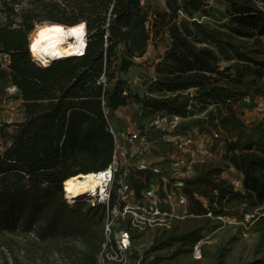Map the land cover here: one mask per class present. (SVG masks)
Listing matches in <instances>:
<instances>
[{
	"label": "trees",
	"instance_id": "obj_1",
	"mask_svg": "<svg viewBox=\"0 0 264 264\" xmlns=\"http://www.w3.org/2000/svg\"><path fill=\"white\" fill-rule=\"evenodd\" d=\"M38 1L39 10L48 11L46 24L65 28L84 24L87 49L83 58L40 69L28 54L27 37L34 31V12L22 13L20 24L0 26V76H7L16 90L24 117L10 147L0 153V214L52 212L57 218L67 210L63 193L66 182L110 167L114 148L108 121L119 110L136 106L152 115L184 118L192 103L218 113V123L211 128L221 132L223 147L230 155L227 161L242 175L244 192L237 193L222 181L224 169H208L184 181L192 212L197 217L208 215L195 196L208 202L215 219L226 217L228 208L244 203L253 210L264 207V124L247 128L234 110L246 97L264 93V85L257 87L264 79V0L227 1V34L195 22L192 26L197 37L193 43L185 20L209 17L205 8L210 0H166L167 12L153 11L148 2L141 7L140 0ZM3 6L7 18L18 19L13 2ZM162 34H168L171 47L157 65L158 79L148 90L149 96L162 97L141 98L115 78L114 59L123 49L119 72L126 75ZM249 43L253 51L245 53L242 46ZM252 54L257 59L251 58ZM4 57L9 59L7 66ZM223 60L237 64L222 71ZM102 77L110 88L99 85ZM224 81L236 88L223 87ZM190 92H194L193 97H182ZM206 125L196 121L191 127L202 131ZM133 180L139 192L143 184L135 177ZM75 212L83 215L80 210ZM84 216L90 220L99 217L101 224L105 210L96 207ZM262 216L260 222H264V211ZM203 231L181 234L174 226L165 232L166 240L155 243L147 255L177 244L193 250L201 243Z\"/></svg>",
	"mask_w": 264,
	"mask_h": 264
},
{
	"label": "rangeland",
	"instance_id": "obj_2",
	"mask_svg": "<svg viewBox=\"0 0 264 264\" xmlns=\"http://www.w3.org/2000/svg\"><path fill=\"white\" fill-rule=\"evenodd\" d=\"M50 1V0H48ZM229 0H210L206 4L205 11L210 16H197L193 21H187L188 29L192 35L193 43L197 37V31L192 23L202 25L218 33H226L224 29L228 24ZM245 2L246 0H233ZM4 2H13V7L18 14V19L7 18ZM153 11L167 12L166 0H147ZM146 2V3H147ZM41 3L38 0H0V26H10L12 22L20 24L19 16L27 11H33L34 31L37 27L46 24L48 11L39 10ZM179 20V28L183 22ZM33 31V32H34ZM32 32V33H33ZM30 33L27 37L29 45ZM197 48H209L207 45H196ZM171 47L168 34H162L149 45L147 53L142 60H135L134 67L126 74L119 72V62L123 49L117 52L113 64V75L124 82L126 87L141 98L148 97L151 83L158 76L155 72L167 51ZM245 53L253 51L252 44H245ZM251 58H256L252 54ZM257 59V58H256ZM237 64V61L221 62V70L228 69ZM246 65V64H245ZM1 71H4L2 68ZM107 81V80H106ZM223 87L235 89V85L227 81L221 83ZM264 85V79L257 82V87ZM110 87H107V89ZM256 88H253L255 91ZM8 77L0 76V153L10 147L17 126L23 122V113L18 96L14 92ZM194 92L182 94V97H193ZM256 95H252L254 97ZM151 98H161V95H152ZM169 97V96H166ZM250 105H242L237 111L240 121L245 127L264 124V93L257 95ZM194 108H193V107ZM154 114L132 106L119 110L110 119L115 131H138L144 126H151ZM219 115L214 108H199L196 104H190L187 115L179 120L177 134L186 141L191 142L188 154L183 155L175 147H165L157 143L149 159L150 167H159L165 171L166 165L175 160L188 162L191 169L186 178L192 179L211 168L224 169L222 181L233 187L234 191L244 195L242 184L243 177L227 161L228 155L223 147L221 132L213 131L212 125H217ZM196 121L206 122L204 130L192 128ZM256 152V151H255ZM229 166V169L225 167ZM150 182H157L151 174ZM143 179V175H140ZM203 205L204 210L206 208ZM136 206V205H135ZM67 210L55 218L52 212L33 213L24 211L15 212L11 216L0 214V264H102L100 256L105 245V221L99 224V217L93 220L84 215L92 211L89 203L84 198L72 200L66 203ZM192 207V205H191ZM208 209V208H207ZM217 209V208H215ZM76 210L83 215H77ZM264 207L259 210L251 209L248 204H242L234 208H228L226 220L210 219L207 215H199L197 218H183L176 222L179 233L203 230L202 241L199 244L201 259L196 261L193 250L179 244L166 248L160 252L149 254L155 243L166 240L164 231L145 227L146 218L141 217L143 230L128 229L131 238V252L129 264H134L137 258L144 259L142 264H255L264 262V222H260ZM126 219L125 221H127ZM127 229L126 222L116 221L114 224L113 238H118L120 233ZM98 252V253H97Z\"/></svg>",
	"mask_w": 264,
	"mask_h": 264
},
{
	"label": "built area",
	"instance_id": "obj_3",
	"mask_svg": "<svg viewBox=\"0 0 264 264\" xmlns=\"http://www.w3.org/2000/svg\"><path fill=\"white\" fill-rule=\"evenodd\" d=\"M147 0H140L141 7L146 5ZM84 55L87 49V38L84 36ZM29 46V45H28ZM31 62L37 68L40 65L31 55L28 48ZM83 58V57H81ZM5 65L9 64L7 57L3 58ZM99 85L107 87L105 77L99 80ZM16 92V90H14ZM254 97H246L242 103L234 107L235 111L240 106L250 105ZM103 111L107 117L109 112L102 104ZM140 108V107H139ZM146 112V111H145ZM181 118L170 116L165 113L155 114L151 126H144L138 131L118 132L115 131L108 121V130L113 139V158L110 167L97 174L101 178L99 189L88 196L82 197L89 203L91 209L101 207L105 210V245L100 256L102 264H129V253L131 252V238L128 229L134 228L142 231L141 217H147L145 227L170 232L176 222L183 221V218L195 217L191 210V199L185 194L184 181L191 169L188 162L175 160L166 165L165 171L159 167L151 168L149 159L157 143L165 147H175L183 155L188 154L191 142L176 135L178 122ZM154 179L150 182L149 175ZM143 175V179L140 178ZM133 177L141 181L143 187L138 192ZM148 178V180H146ZM242 183H238L239 187ZM65 186V184H64ZM63 186L64 200L66 203L72 201L68 198ZM195 196L196 201H199ZM202 200V199H201ZM208 213L207 217L214 218L206 200L201 201ZM136 205V206H135ZM208 208V209H207ZM128 219L127 221H125ZM226 217L217 219L226 220ZM126 222L127 229L120 233L118 238H113L114 224L116 221ZM228 220V219H227ZM197 245L193 249L196 261L201 259V251ZM142 257L137 258L134 264H141Z\"/></svg>",
	"mask_w": 264,
	"mask_h": 264
},
{
	"label": "bare ground",
	"instance_id": "obj_4",
	"mask_svg": "<svg viewBox=\"0 0 264 264\" xmlns=\"http://www.w3.org/2000/svg\"><path fill=\"white\" fill-rule=\"evenodd\" d=\"M85 35L84 24L72 28L44 24L37 27L31 34L29 52L42 69H48L55 64L84 57L83 39ZM101 178H98L96 174L69 180L64 186L68 198L72 197V200H77L95 193L101 185Z\"/></svg>",
	"mask_w": 264,
	"mask_h": 264
},
{
	"label": "snow or ice",
	"instance_id": "obj_5",
	"mask_svg": "<svg viewBox=\"0 0 264 264\" xmlns=\"http://www.w3.org/2000/svg\"><path fill=\"white\" fill-rule=\"evenodd\" d=\"M83 26H81V28H82ZM73 31H75V30H73Z\"/></svg>",
	"mask_w": 264,
	"mask_h": 264
},
{
	"label": "crops",
	"instance_id": "obj_6",
	"mask_svg": "<svg viewBox=\"0 0 264 264\" xmlns=\"http://www.w3.org/2000/svg\"><path fill=\"white\" fill-rule=\"evenodd\" d=\"M21 104V103H20Z\"/></svg>",
	"mask_w": 264,
	"mask_h": 264
}]
</instances>
